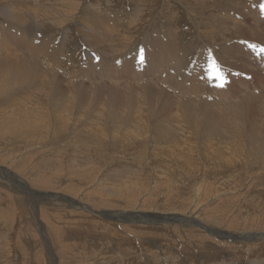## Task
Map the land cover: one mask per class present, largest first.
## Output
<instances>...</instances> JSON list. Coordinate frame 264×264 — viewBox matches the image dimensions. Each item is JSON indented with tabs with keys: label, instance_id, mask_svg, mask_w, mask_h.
Returning <instances> with one entry per match:
<instances>
[{
	"label": "rangeland",
	"instance_id": "rangeland-1",
	"mask_svg": "<svg viewBox=\"0 0 264 264\" xmlns=\"http://www.w3.org/2000/svg\"><path fill=\"white\" fill-rule=\"evenodd\" d=\"M7 1L0 0V26L3 27L9 22L10 29H15L19 36L24 34L28 25L36 27L38 38L33 39L52 34L43 32L44 27L47 31L53 30L57 33V37L47 38L53 42L51 44L54 48H58L63 45L62 37L66 36V28L71 31L70 35L66 36L68 38H73L74 33L78 32L77 29L81 30L80 36L73 38L77 40L76 47H73L77 49L78 55L74 57L77 60L70 58L68 64L63 66L64 71L71 72L70 67L76 65V73L80 76L79 63L77 64L81 61L80 58L85 60L86 55L92 53L94 62H100L96 60L101 57V45L97 46L98 52L88 41L91 42L96 37L111 58L126 52L122 55L124 56L132 49L139 48L142 39L148 34H154V29L156 33L160 31L162 25L167 30L171 27L172 37H175L173 33L177 32L183 37L178 39L181 47L177 48L184 54L183 61L191 64L194 60L190 54L195 53L197 56L201 50L203 52L204 43L201 40L206 44L210 41L204 33L210 34L211 27H216L213 23L210 26L212 15L225 13L228 0L218 3H208L206 0H199L200 3L194 0H22L25 3L17 0V3L15 0V4H18L16 6H19L24 14L25 24L15 21L10 24V19L13 18L1 14L3 10L13 12L15 9L14 5L10 6ZM54 1H57V4ZM152 3L155 4L154 7ZM197 3L199 5H196ZM48 4H54L55 7ZM138 5L144 9L143 18L147 19V25L144 27L139 21L136 8ZM147 6L153 8L152 12L148 11ZM92 13H96V16H92ZM87 16H92L90 18H93L94 23L86 21ZM177 16L180 17L176 20ZM87 22L89 26L96 24L95 26H101L99 28L102 29L94 27L95 34L86 28ZM153 25L154 29L151 28ZM120 35L126 36V39L129 36V46L120 48L117 44ZM138 40L140 41L137 45ZM245 44L249 45L248 42ZM207 45H211L221 56L225 55L220 49L224 47L222 43ZM113 48L116 50L111 53L109 50ZM15 51L14 55H17ZM19 53L23 54L24 51ZM67 54L57 55L58 59L64 60V55L70 57ZM251 54L249 60L253 65L256 68H264V61L263 64L256 61L257 53ZM105 58L111 59L107 56ZM217 63L223 65L220 61ZM220 70L223 71V66H220ZM243 75L247 76L244 73ZM58 76L61 77V74ZM162 79L158 75L154 78L155 82H158L157 87L168 85H162ZM89 80L90 78L79 77V82L88 86L106 84L108 87H124L119 89L121 96L127 94L125 85L134 84L136 88L142 86L139 80L123 79L120 75L106 82L99 79L97 83L94 81L91 84ZM214 81L212 86L219 91L221 87L217 85L220 81L217 78ZM232 88L229 90L236 91V84ZM259 89L255 91L258 92ZM165 90L173 92L169 86ZM50 92V89H44L42 98H48ZM17 96L15 93L0 101V110L3 111H0V264H251L249 262L253 260H264V238L261 237L264 233V156H261V152L256 155L247 149L249 142L246 143V136L238 139L239 144L243 143L238 146L236 152L234 151L236 154L225 148L227 153L223 150L222 158L212 153V149L224 141L208 138L207 135L203 137L201 130L198 132L200 127H192L195 135L191 140H187L190 137L189 132L179 136L176 134V145L173 148L165 144L167 139L148 137L150 132L141 129L137 133L127 132L122 142L114 137V126L107 116L102 115V112L94 114L96 106L85 108L75 102H71L68 120L62 118L64 112L60 107L54 115L44 112L45 119L37 120L44 125L36 124L33 131L27 127L24 133L17 135L14 132L10 136L14 122L5 126L4 120L11 119L17 108L24 109L20 104L23 100H16ZM215 96L205 98L212 99ZM59 101L62 103L61 98ZM10 104H13V107ZM133 105H137V102ZM103 108L106 110L102 111L106 112L110 107ZM143 110L144 108L139 106L135 111ZM32 116L31 114L30 118ZM115 116L118 123L129 124L125 115L120 113ZM94 121H100V126L98 123L93 124ZM54 124L55 127H52ZM131 126L132 124H129L127 129ZM97 128L103 130V133ZM153 128L154 123L148 120L147 129ZM175 146L178 147V152ZM262 148L264 150V147ZM180 149L183 150L182 153H179ZM197 185L201 186V198L198 196V200L195 190ZM130 188H133L131 192ZM196 202L199 206L194 211L189 207ZM122 210L160 214L156 215V219L149 217L146 220L139 219L131 212L126 215L138 219L121 220L118 216L110 217V214L117 215L113 211ZM184 211L188 213L187 216ZM192 212H195L196 217L189 216ZM172 213L183 220L178 221V224L171 221L165 223ZM197 216H200L197 220L202 221L200 224L189 220ZM153 222L156 223L149 224ZM249 231L254 233L253 237L248 235Z\"/></svg>",
	"mask_w": 264,
	"mask_h": 264
},
{
	"label": "bare ground",
	"instance_id": "bare-ground-1",
	"mask_svg": "<svg viewBox=\"0 0 264 264\" xmlns=\"http://www.w3.org/2000/svg\"><path fill=\"white\" fill-rule=\"evenodd\" d=\"M194 1L200 3L199 0H194ZM212 1H214L215 3H218L222 0H206L205 2L210 3ZM236 2L238 3L234 4ZM7 3H9L10 6L14 5L15 9L13 8L14 9L13 12H9V11L6 12L5 10H3L1 14L7 15L13 18V20L10 19V22H11L10 24L14 23V21L18 22L19 24H25L26 22L23 21L24 14L18 8L19 6L18 7L16 6L18 4H15V0H8ZM198 3L196 5H199ZM261 3H264V0H228L225 5L226 7L225 10H227L225 13L223 12V14L212 15L213 21L210 23L211 24L210 26H212V23H213V25H215L216 27L215 28H213L214 26L211 27V30L209 31L210 34H208V32L204 33L206 34V36H208L210 40L208 43L213 44V45L215 44L218 45L219 43L223 44L224 47H221L220 49L222 50V53L225 55L221 56L219 52L217 53L216 50L212 48L211 45H207L208 43L206 44L204 40L201 38L202 39L201 41H203L204 43V45L202 46L203 52L201 50V53L197 56L195 55V53L190 54L194 62H192L189 65L183 61L184 54L179 52L180 51L179 48L181 47V45L178 39H181L183 37H181V35L178 32L177 34L173 33L175 37H172L171 31H170L171 27L169 26L170 29L167 30L166 27L163 28L164 25L162 24H161L162 25L161 30L160 31L158 30L157 33L155 32L154 25L151 27L154 29V34H151V35L148 34V36H146L145 39L143 38L144 40L142 39V45L141 46L139 45V48L132 49L124 56L122 55L125 54L126 52L119 53V56L121 55L122 57H119L117 55L116 57L111 58L110 54L107 53L106 49L102 46V43L100 41H97L96 37L91 42L87 40L90 43L91 47H94L96 51H98L97 46L101 45L102 50L100 52L98 51L99 54H101L100 55L101 57L97 60L95 59L96 61L100 60L99 63L94 62L95 57H92L93 55L92 53H91L92 55L90 54L91 56L89 54L86 55L85 60H82V58H80L81 61L78 60L79 62H77V64L79 63L80 76L90 78L89 81L91 82V84L94 81L96 82L99 79L105 82L106 80L112 81L118 75H120V78H123V79L129 78L131 80L134 79L135 81L139 80V82H142V86H139L137 88L134 86L132 82H131L133 84L132 86H130V84L125 85L126 86L125 88H127L126 90L127 94H125L124 96L120 95L119 89L121 87H115V86L108 87L106 86L104 82L103 83L105 84V86H100V85L99 86L97 85L88 86V85H84L80 83L79 82L80 76L76 73L77 72L76 65H74L73 67H70L72 69L71 72L64 71L63 66L68 64V62L70 61V58H74L76 57V55H78L76 54L77 49L76 48L73 49V47H76L77 40L75 39L77 36H80L81 30L77 29L78 32L74 33L76 37L73 36V38H75L73 39V38L66 37V36H69L71 32L69 28H66L64 31V34L66 32V36L63 35L62 37L63 45L59 44L60 46H58V48H54V46L52 45L53 42H51L47 37L49 36L50 39L57 37V33H55V31L53 30L47 31V29L42 27V30H44L43 32L45 33L51 32L52 34L48 35L47 37L43 35L44 36L43 38L39 37V39H33V38H38L37 32L35 30L36 27L34 28L32 25L26 26V31L24 32L23 30L24 34L19 36V34L15 31V29L14 30L12 28L10 29L11 25H8L9 24L8 22V24H6L5 26L3 27L0 26V34H1V38H0V95L2 94L1 95L2 97L0 96V101H4L9 96H12L13 94L16 93L18 95L16 100L18 101L23 100L22 102H20V104L22 108L24 109L17 108L18 110L16 112L14 111L15 114L11 117V119L4 120V125L7 126V124L9 125L10 123L12 124L14 122V127L12 129V132L9 134L10 136H12L14 132H16L17 135L24 133L27 127H30V129L33 131L36 128V124L44 125L40 121L37 122V120H41L42 118L45 119L44 112L48 115L49 113L54 115L57 113L60 107H61V110L64 112L62 118L68 120L69 112L71 109V102H75V103H78L84 106L85 108H91L93 106H96V110H95L96 113L94 114H97V112H102V115L103 114L106 115L107 119L110 120L111 123H113L114 137L122 142L125 140L127 136V132L137 133L141 129L143 131L150 132V135L148 137L153 138V136H158L159 139H167L165 144L173 148V146L176 145V140H175L176 134H178L179 136L180 134L185 135L186 133L189 132L190 137L187 140H191L192 136L195 135L194 134L195 130L192 129V127L193 128L200 127V129H198V132L199 130H201L202 132L201 135H203V137L207 135L208 138L211 137V139L214 138L220 142L224 141V143L218 142L219 146L212 149V153H214L216 156L220 158L223 157L224 153L222 152L223 150H225V148L228 149L229 151L231 150L232 152H234L238 148V146L240 145L242 146L243 142L241 144H239L238 142V139H240L241 136H246L245 141L246 143L247 141L249 142L248 147L254 146L250 148L247 147V149L252 150L253 153H256V155L258 152H261L263 154L261 156H264V153H263L264 150L262 148L264 147V68H262V66L261 68H256L253 65V63L249 60V57L252 56L251 52H253V54L257 53L256 61H259V62L261 61V63L262 61H264L263 60L264 52H259L258 49H252L251 51V47H250V44L264 45V14H262L261 9H260ZM48 5L55 7L54 4H48ZM152 6L154 7L155 4L152 3ZM7 8H10V7H7ZM136 8H138V13H139L138 17L140 19L139 21L141 22V25L144 27L147 25V19L143 18L144 9L139 7V5ZM147 9L149 12H152L153 10V8H150L148 6H147ZM94 15L96 16V13H92V16ZM92 16H87L86 21L90 23L93 20V18H90ZM178 17L180 16H177L175 19L177 20ZM165 20H167V18ZM88 22H87L88 26H86V28L88 27L89 30L91 29L93 32L96 31L94 27L96 28L101 27V26H98V27L95 26L96 24L94 26L92 24L89 26ZM28 23H29V20H28ZM92 23L94 22L92 21ZM169 23L170 22L168 20V24L167 23L166 24L169 25ZM205 24H208V23L206 22ZM138 25L141 26L140 23ZM173 25L174 23H172V26ZM175 30H178V29H175ZM184 35L186 34L184 33ZM27 36L29 37V39H27L28 38ZM133 38L134 36L132 37V39ZM127 39H126V36L120 35V37L117 39V42H118L117 44L120 46V48L123 46L130 45L127 42ZM217 39H220V41L218 42ZM139 41L140 40H138L137 45L139 44ZM245 42H248L249 45L245 44ZM192 43L194 44V42ZM177 46L179 48H177ZM14 50H16L15 52H17V55H14ZM115 50L116 48H113L112 50L110 49L109 51L113 53ZM19 51H24V53L20 54ZM65 53H68L70 57H67L64 55L63 56L65 58L64 60H61V58L58 59V56H61ZM105 56L111 59H107L105 58ZM142 56H143V59H141ZM213 59H215L216 62L220 61L223 64V65L220 64V66H223V73H224V76L226 77V80L224 81V84H223L224 86L221 88L219 87L220 89H222V90L219 89V91L216 90V87L214 88V86H212V82L216 79L215 70L211 68V63ZM89 60H91L90 63H89ZM124 67L126 68L124 69ZM243 73L247 76H244ZM59 74H61V77L58 76ZM157 75L163 78L161 82L162 85L163 84L165 85L166 83H168L167 86L171 87L174 93L173 92L169 93L171 90L167 92L165 90L167 86L157 87L156 85L157 81L155 82L154 80V78L155 79L157 78ZM256 79L257 81H255ZM235 84H236V91L229 90L230 88H232V86H235ZM118 86H120L119 82H118ZM87 88H90V89L88 90ZM123 88L124 87H122L121 89ZM44 89L51 90L50 96L46 99L42 98V91ZM232 89H235V88H232ZM255 89H259V91L256 92ZM107 91H110V92H107ZM232 93H234L235 95ZM214 95H216L215 98H212V99L205 98L207 96H214ZM52 96H54L53 99H52ZM233 97L235 99H233ZM59 98H61L62 103L59 101ZM9 102H12V101H9ZM47 102H48V107L46 108ZM136 102H137V105H133ZM15 104L16 103H14V105ZM10 105H12L13 107V104H10ZM16 106L18 105L16 104ZM139 106H142L144 110L135 111L136 109L139 108ZM103 107H110V108H107V111L105 112V111H102V109L106 110ZM1 113H3V111H1ZM120 113L122 116L125 115L126 121L129 122L130 125L132 124V126L129 129H127V127L129 126L128 123L124 124V123H118L116 121L115 115H118ZM31 114L33 116L30 118ZM4 115L6 116V114ZM152 116L154 118H152ZM148 120L154 123V128L151 130L147 129ZM99 122L94 121L93 124L98 123L99 125ZM52 127H55V124L52 125ZM181 128H185V129L187 128L189 130L180 131L179 129ZM99 132L103 133V130L100 129ZM207 137H206V142L208 140ZM152 141H155V140L152 139ZM176 147L177 146H175V148ZM208 147L210 146L208 145ZM177 148L175 149L176 151H177ZM181 149L179 153L183 152V150ZM235 152L234 154H236ZM181 185H185V184H181ZM132 190L133 188H130L129 192H131ZM195 190H196V197L198 200V196L201 195L200 194L201 186L197 185ZM70 198L74 201H77L75 200V198H72V197ZM211 201L213 200L211 199ZM205 202L208 204L207 201ZM85 205L87 204H84V206ZM198 206H199V203L196 202L194 205H191L189 208H193L195 211L197 210ZM113 212L117 213V215L110 214V217L118 216L119 218H121V220L122 219L123 220L138 219L135 217L134 218L128 217L126 215L128 212L133 213L134 216H138L139 219H143V220H146V218H149V217L152 219H156V215L160 214L159 212H155V213L145 212V211L135 212V211H124V210L113 211ZM187 214L188 213L185 212L184 215L187 216ZM191 215L195 216V212H192V214H190L189 216ZM198 217L200 216H197V218L191 217L189 218V220H191L192 223L200 224L202 221L201 220H200L201 222L198 221L197 219H200ZM182 220L183 219L176 217L175 214L172 213V215L168 217V221L165 223H169V221H171V223L178 224L177 222L182 221ZM155 223L153 222L149 224H155ZM209 227L211 226L209 225ZM183 228L184 227H182V229ZM229 231L232 232V230H229ZM248 233H249L248 234L249 236H252V237L254 236V233L250 231ZM261 237L264 238V233H262ZM246 238L249 239L250 237H246ZM254 241H257V240H254ZM214 243L216 242L214 241ZM249 263L264 264V260L262 261V260L257 259V260L250 261Z\"/></svg>",
	"mask_w": 264,
	"mask_h": 264
},
{
	"label": "snow or ice",
	"instance_id": "snow-or-ice-1",
	"mask_svg": "<svg viewBox=\"0 0 264 264\" xmlns=\"http://www.w3.org/2000/svg\"><path fill=\"white\" fill-rule=\"evenodd\" d=\"M260 9L262 14H264V3L260 4ZM250 47L252 49H258L259 52H264V45H258V44H250ZM143 59V56L141 57ZM211 68L215 70V75L218 81V87H223L224 81L226 80V77L224 76V73L222 70H220V65L215 61V59L212 60Z\"/></svg>",
	"mask_w": 264,
	"mask_h": 264
}]
</instances>
